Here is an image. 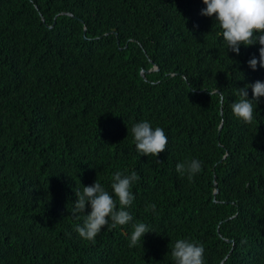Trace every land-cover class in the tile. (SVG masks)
Returning <instances> with one entry per match:
<instances>
[{
  "label": "trees",
  "instance_id": "1",
  "mask_svg": "<svg viewBox=\"0 0 264 264\" xmlns=\"http://www.w3.org/2000/svg\"><path fill=\"white\" fill-rule=\"evenodd\" d=\"M204 7L0 0V264H175L178 239L202 244L204 264H264V97L252 124L231 109L236 88L264 82L247 63L260 45L227 51ZM141 121L168 137L157 158L135 148ZM192 159L189 181L176 164ZM116 171L140 177L127 210L151 230L142 246L128 247L131 223L95 244L75 230V191L98 179L112 193Z\"/></svg>",
  "mask_w": 264,
  "mask_h": 264
},
{
  "label": "clouds",
  "instance_id": "2",
  "mask_svg": "<svg viewBox=\"0 0 264 264\" xmlns=\"http://www.w3.org/2000/svg\"><path fill=\"white\" fill-rule=\"evenodd\" d=\"M202 2L206 7L201 9L200 14L213 17L215 23L219 24L227 51L239 55L241 45L248 47L259 44V59L252 57L247 63L253 71L257 70L258 64L264 68V0H202ZM248 88L252 90L251 99L248 97ZM216 94L222 101L223 93L217 90ZM235 96L238 99L231 103L233 115L245 124H252L254 110L260 98L264 97V82L257 80L243 88H236ZM131 134L135 148L141 156L157 158L167 149L168 137L164 129L159 126L153 128L148 121L135 123L131 128ZM157 162L161 161L157 159ZM201 169L202 164L196 159L176 164V172L182 177L186 175L189 181L193 180ZM139 179L136 171H132L131 174L116 171L112 176V193L106 190L98 179L90 186H83L82 191H75L76 200L72 214H84L83 224L77 225L75 229L79 237L95 244L96 236L105 227L115 228L131 223L133 231L128 247L142 246L144 235L151 230L143 222L133 223L134 218L127 210L135 200L132 188ZM215 185L217 186V183ZM88 206L91 210L85 214ZM155 210L154 203L146 205L145 211ZM171 256L175 264H204V247L186 239H178L171 250Z\"/></svg>",
  "mask_w": 264,
  "mask_h": 264
},
{
  "label": "water",
  "instance_id": "3",
  "mask_svg": "<svg viewBox=\"0 0 264 264\" xmlns=\"http://www.w3.org/2000/svg\"><path fill=\"white\" fill-rule=\"evenodd\" d=\"M68 15H70V14H68ZM52 28V27H51ZM86 31H87V28L85 27V30H84V32L86 33ZM154 71H158V67L155 65L154 66V69H153ZM146 72L147 71H142V76L145 78L146 76H145V74H146ZM149 72V71H148ZM222 114H223V112H222ZM221 131H222V125L220 126V128H219V135L221 134ZM218 189H216L215 190V195L218 193ZM229 242H231L230 240H228Z\"/></svg>",
  "mask_w": 264,
  "mask_h": 264
}]
</instances>
